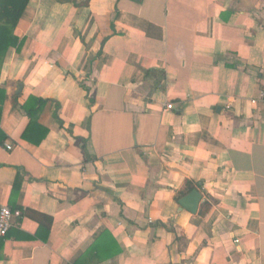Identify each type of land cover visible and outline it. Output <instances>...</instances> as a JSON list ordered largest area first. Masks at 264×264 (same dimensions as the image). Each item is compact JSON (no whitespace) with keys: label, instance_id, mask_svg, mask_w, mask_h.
Here are the masks:
<instances>
[{"label":"crops","instance_id":"1","mask_svg":"<svg viewBox=\"0 0 264 264\" xmlns=\"http://www.w3.org/2000/svg\"><path fill=\"white\" fill-rule=\"evenodd\" d=\"M12 35L0 264H264V0H28Z\"/></svg>","mask_w":264,"mask_h":264},{"label":"trees","instance_id":"2","mask_svg":"<svg viewBox=\"0 0 264 264\" xmlns=\"http://www.w3.org/2000/svg\"><path fill=\"white\" fill-rule=\"evenodd\" d=\"M27 2L28 0H0V58L10 45H16L18 42L17 38L12 35V30ZM36 102L42 103L41 100ZM26 115L31 117L33 114L29 109H26ZM187 192H189L188 184L185 186V193ZM77 263L79 262H75V264Z\"/></svg>","mask_w":264,"mask_h":264},{"label":"built area","instance_id":"3","mask_svg":"<svg viewBox=\"0 0 264 264\" xmlns=\"http://www.w3.org/2000/svg\"><path fill=\"white\" fill-rule=\"evenodd\" d=\"M166 108H172L173 103L169 102L165 105ZM7 149H11L12 145L7 144ZM21 215L20 209H14L7 205H3L0 203V237H4L7 235L9 229L13 225V219L19 217ZM235 241H239L238 239Z\"/></svg>","mask_w":264,"mask_h":264},{"label":"water","instance_id":"4","mask_svg":"<svg viewBox=\"0 0 264 264\" xmlns=\"http://www.w3.org/2000/svg\"><path fill=\"white\" fill-rule=\"evenodd\" d=\"M19 88H21V85H19ZM201 198V194L198 190L194 189L186 196L182 197L178 203L181 206V208H184L192 213H194L197 209L198 202Z\"/></svg>","mask_w":264,"mask_h":264}]
</instances>
